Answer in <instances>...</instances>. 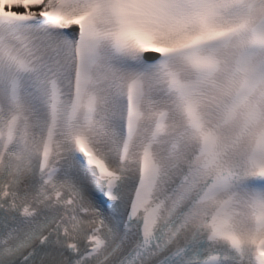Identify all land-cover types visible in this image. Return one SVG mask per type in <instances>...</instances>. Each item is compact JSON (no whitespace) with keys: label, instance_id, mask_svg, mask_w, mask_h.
<instances>
[{"label":"snow or ice","instance_id":"1","mask_svg":"<svg viewBox=\"0 0 264 264\" xmlns=\"http://www.w3.org/2000/svg\"><path fill=\"white\" fill-rule=\"evenodd\" d=\"M0 264H264V0H0Z\"/></svg>","mask_w":264,"mask_h":264}]
</instances>
